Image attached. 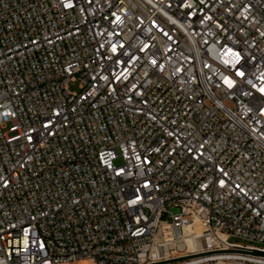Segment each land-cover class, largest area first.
Returning <instances> with one entry per match:
<instances>
[{
	"label": "built area",
	"instance_id": "1",
	"mask_svg": "<svg viewBox=\"0 0 264 264\" xmlns=\"http://www.w3.org/2000/svg\"><path fill=\"white\" fill-rule=\"evenodd\" d=\"M0 264H264V0H0Z\"/></svg>",
	"mask_w": 264,
	"mask_h": 264
},
{
	"label": "rangeland",
	"instance_id": "2",
	"mask_svg": "<svg viewBox=\"0 0 264 264\" xmlns=\"http://www.w3.org/2000/svg\"><path fill=\"white\" fill-rule=\"evenodd\" d=\"M69 88H70V90H71L72 92H77V91L79 90V85H78V83H71V84L69 85ZM116 165H118V166L122 165V161H121V160H118V161L116 162Z\"/></svg>",
	"mask_w": 264,
	"mask_h": 264
},
{
	"label": "bare ground",
	"instance_id": "3",
	"mask_svg": "<svg viewBox=\"0 0 264 264\" xmlns=\"http://www.w3.org/2000/svg\"><path fill=\"white\" fill-rule=\"evenodd\" d=\"M188 244L190 245V247H193L194 245H193V242H188Z\"/></svg>",
	"mask_w": 264,
	"mask_h": 264
}]
</instances>
